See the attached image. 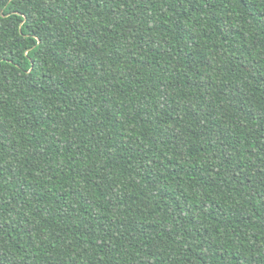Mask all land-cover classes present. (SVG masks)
<instances>
[{
  "label": "trees",
  "instance_id": "1",
  "mask_svg": "<svg viewBox=\"0 0 264 264\" xmlns=\"http://www.w3.org/2000/svg\"><path fill=\"white\" fill-rule=\"evenodd\" d=\"M0 264H264V0H0Z\"/></svg>",
  "mask_w": 264,
  "mask_h": 264
}]
</instances>
